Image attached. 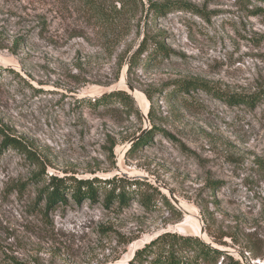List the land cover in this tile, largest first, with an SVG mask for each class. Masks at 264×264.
Segmentation results:
<instances>
[{
    "label": "rangeland",
    "instance_id": "1",
    "mask_svg": "<svg viewBox=\"0 0 264 264\" xmlns=\"http://www.w3.org/2000/svg\"><path fill=\"white\" fill-rule=\"evenodd\" d=\"M153 1L186 9L127 21L117 40L81 0H0V264H129L165 233L219 246L216 261L200 252L197 264H264V98L251 107L170 93L189 80L258 93L264 0ZM147 33L166 55L144 54L129 78ZM125 82L141 101L94 105L130 94ZM51 177L99 179L97 198L69 189L50 204ZM114 185L125 204L107 201Z\"/></svg>",
    "mask_w": 264,
    "mask_h": 264
},
{
    "label": "trees",
    "instance_id": "2",
    "mask_svg": "<svg viewBox=\"0 0 264 264\" xmlns=\"http://www.w3.org/2000/svg\"><path fill=\"white\" fill-rule=\"evenodd\" d=\"M83 6L93 14V18L99 20L100 25L107 33H110L117 38L122 37L120 34L121 28L124 27V36L129 34V30H126V22L131 24L135 20L143 21V17L147 19V23L156 18V16L163 15L175 9H186V5H179L176 2L173 3H158L153 0H81ZM116 3V4H115ZM118 6V7H117ZM263 13L264 11L261 10ZM139 14H141L139 16ZM143 15V16H142ZM167 49L160 44L148 33L145 34L142 42L137 50L130 58V66L128 70V77L130 78L135 67L139 64V61L144 54H147L149 58L154 56L166 55ZM155 58V57H154ZM173 91L178 93H188L189 91L204 90L210 94H214L217 98L225 100L231 103H241L246 106L254 107L261 99L264 98V87L261 88L258 93L252 96H226L228 93L222 90L215 89L205 81L189 80L179 81L172 84ZM120 99L123 104H126V100L133 101L131 95L125 90H117L96 99L94 105L106 104L112 99ZM152 99V98H151ZM150 120L153 119L152 111L149 112ZM146 136L142 137L133 147V150L143 145ZM8 139V138H7ZM12 146L19 147V149L25 150V147L21 145L18 140L12 141ZM51 186L42 192L48 191V197L50 204L58 199H63L64 191L72 189L74 197L80 201L82 197L85 199L95 200L99 189V179L90 180H75L68 181L64 178L51 177ZM121 181L127 182L128 185H139L145 183L140 179L129 180L120 178ZM112 182L108 181L106 186L111 185ZM117 186L114 185L112 190L107 193V201L117 200L123 205L127 201L129 192L126 187L120 189L117 193ZM167 199V198H166ZM201 255L211 256L216 261L221 252L218 249L212 248L210 245L201 242L198 238L192 236H183L177 233H165L153 240L150 244L143 249L138 250L135 257L129 264H141L144 257L148 258L146 262L148 264H197ZM204 253V254H203Z\"/></svg>",
    "mask_w": 264,
    "mask_h": 264
},
{
    "label": "water",
    "instance_id": "3",
    "mask_svg": "<svg viewBox=\"0 0 264 264\" xmlns=\"http://www.w3.org/2000/svg\"><path fill=\"white\" fill-rule=\"evenodd\" d=\"M128 71V70H127ZM124 85L127 87V89L129 90V92H130V95H132L134 98H135V94L137 93V90L133 87V86H131V85H129L128 83H124ZM136 99V98H135ZM139 139V136H137V137H135L134 139H133V141H132V143L133 142H136L137 140ZM126 176H128L129 177V175L128 174H125ZM138 178H140V179H148V177H145V176H137ZM133 178H135V177H133ZM156 183L158 184V182L156 181ZM159 186L163 189V190H165L166 192H168V195H169V197L171 198V200L177 205V206H180L181 205V203L179 202V200L175 197V195L173 194V192H171V191H169L164 185H160L159 184ZM201 235L203 236V235H205V229L204 228H201ZM209 245H212V243H208ZM215 249H218L219 250V248H217V247H215V246H213Z\"/></svg>",
    "mask_w": 264,
    "mask_h": 264
},
{
    "label": "bare ground",
    "instance_id": "4",
    "mask_svg": "<svg viewBox=\"0 0 264 264\" xmlns=\"http://www.w3.org/2000/svg\"><path fill=\"white\" fill-rule=\"evenodd\" d=\"M135 98L138 100V101H141V95L140 93H136L135 94ZM189 209V208H188ZM199 230H200V227H199ZM205 242L209 243V239L206 237L205 238ZM217 248H219V246L215 245Z\"/></svg>",
    "mask_w": 264,
    "mask_h": 264
}]
</instances>
